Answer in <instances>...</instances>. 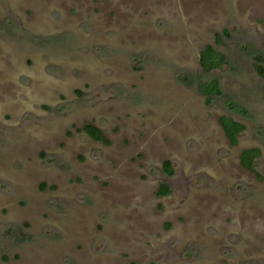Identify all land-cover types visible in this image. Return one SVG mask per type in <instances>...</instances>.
Here are the masks:
<instances>
[{
	"label": "rangeland",
	"instance_id": "1",
	"mask_svg": "<svg viewBox=\"0 0 264 264\" xmlns=\"http://www.w3.org/2000/svg\"><path fill=\"white\" fill-rule=\"evenodd\" d=\"M255 57L264 0H0V264H264Z\"/></svg>",
	"mask_w": 264,
	"mask_h": 264
},
{
	"label": "trees",
	"instance_id": "2",
	"mask_svg": "<svg viewBox=\"0 0 264 264\" xmlns=\"http://www.w3.org/2000/svg\"><path fill=\"white\" fill-rule=\"evenodd\" d=\"M224 34L229 35L227 30L224 31ZM215 42L217 44H224V37L222 35H216ZM228 64L229 61L227 57L211 45L205 46L200 52V66L204 72L216 71L222 69L225 66H228ZM254 69L259 77L264 79V65L260 57H255ZM199 90L207 98V102L209 103H211L214 99H219V97L224 96L223 91L221 90L220 83L217 79L200 83ZM229 104L233 105L234 103ZM219 124L229 143L232 146H236L238 144L240 135L245 130V126L227 115H223L220 117ZM82 130L95 141L103 142L105 144L109 143L104 133L95 125H85ZM260 155L261 151L258 148L245 149L240 155L241 166L254 173L258 178H261V176L256 170L255 163ZM163 167L164 171L168 175H173L174 171L169 161H166ZM171 193V188L167 184H160L157 193L159 196H168Z\"/></svg>",
	"mask_w": 264,
	"mask_h": 264
},
{
	"label": "flooded vegetation",
	"instance_id": "3",
	"mask_svg": "<svg viewBox=\"0 0 264 264\" xmlns=\"http://www.w3.org/2000/svg\"><path fill=\"white\" fill-rule=\"evenodd\" d=\"M238 143H239V141H238Z\"/></svg>",
	"mask_w": 264,
	"mask_h": 264
}]
</instances>
